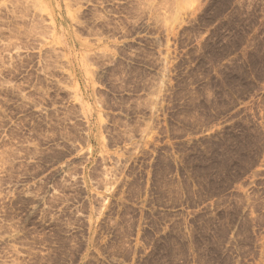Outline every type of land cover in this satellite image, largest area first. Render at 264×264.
Masks as SVG:
<instances>
[{
	"label": "rangeland",
	"instance_id": "1",
	"mask_svg": "<svg viewBox=\"0 0 264 264\" xmlns=\"http://www.w3.org/2000/svg\"><path fill=\"white\" fill-rule=\"evenodd\" d=\"M0 264H264V0H0Z\"/></svg>",
	"mask_w": 264,
	"mask_h": 264
}]
</instances>
